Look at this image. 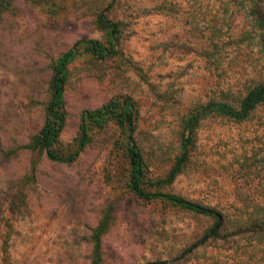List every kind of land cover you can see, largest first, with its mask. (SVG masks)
<instances>
[{
    "label": "rangeland",
    "instance_id": "374dc122",
    "mask_svg": "<svg viewBox=\"0 0 264 264\" xmlns=\"http://www.w3.org/2000/svg\"><path fill=\"white\" fill-rule=\"evenodd\" d=\"M102 12L120 24L116 53L79 45L60 155L76 149L86 111L129 97L147 175L165 179L195 106L237 104L264 82V0H0V264H264V104L244 121L202 119L184 170L147 186L220 212L216 236L213 217L135 194L114 120L87 121L91 141L72 161L29 147L59 57L81 40L109 45Z\"/></svg>",
    "mask_w": 264,
    "mask_h": 264
},
{
    "label": "trees",
    "instance_id": "16d2710c",
    "mask_svg": "<svg viewBox=\"0 0 264 264\" xmlns=\"http://www.w3.org/2000/svg\"><path fill=\"white\" fill-rule=\"evenodd\" d=\"M261 20L264 23V18H261ZM97 22L101 28L108 31L109 45L107 46L101 41L93 39L81 40L76 46L59 57L54 65V73L50 82V98L46 104L45 122L41 131L34 137L29 147L33 151L37 149L44 150L51 160L72 161L81 154L91 141L87 121L102 124L114 120L122 126L125 134L122 143L129 157L130 185L135 194L144 200L166 199L194 213L211 216L215 219V225L211 230V234L212 236L218 235L225 224L224 217L220 212L180 195L151 191L147 186L171 183L184 170L190 161L192 150L196 143L198 126L205 117L217 115L237 121L247 120L253 111L264 104V82L250 88L237 104L224 100H212L195 106L182 125L180 155L165 179L153 181L147 175L146 163L135 139V121L137 114L135 103L129 97L113 99L102 108L86 111L80 127L76 149L69 155H60L56 151L55 145L59 141L60 133L65 123V115L63 112L65 84L69 64L78 55L80 51L79 45H85L86 49L98 58L116 53L115 42L120 32V24L110 20L105 12L99 14ZM199 244L198 242L189 247L185 251V254L191 253ZM144 264H171V261L159 260Z\"/></svg>",
    "mask_w": 264,
    "mask_h": 264
}]
</instances>
